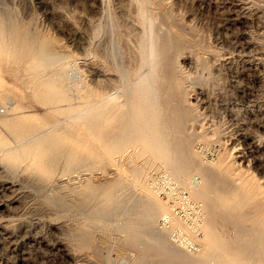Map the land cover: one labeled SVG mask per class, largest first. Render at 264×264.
Wrapping results in <instances>:
<instances>
[{
	"label": "bare ground",
	"instance_id": "bare-ground-1",
	"mask_svg": "<svg viewBox=\"0 0 264 264\" xmlns=\"http://www.w3.org/2000/svg\"><path fill=\"white\" fill-rule=\"evenodd\" d=\"M90 1L91 11L87 16H90L93 28L92 38L99 34L103 38L102 41L98 38L99 42L96 40L97 43L93 45L94 58L86 62L92 67V76H86L83 72L86 67L82 68L84 65L78 58L67 56L63 51L55 53L39 49L36 52L37 60L52 72L57 87L60 86L57 90L60 93L54 95L44 88L41 91L38 85L33 86L36 73L30 69L27 72V86L33 90L32 98L26 96L29 104L24 106L22 99L18 98L19 94L15 96L12 94L14 91L9 92L4 85L7 71L0 51V119L10 125L11 130L17 123L26 127V132L12 130L20 138L17 144L30 145L38 139L43 144L46 137L50 138V133L56 130L64 136H81L76 142H90V156L87 157L82 149L77 152L78 155L75 154L77 159L72 160V166L67 171L72 174L71 177L73 172L79 171L88 175L81 171H86L85 168H99L103 173L110 174L109 167L115 165L116 176H109L106 181L115 178L117 187L112 190L106 213L94 216L104 219L112 238H117L99 239L94 243L91 253L103 264H264V189L254 188L255 184L250 183L252 174L245 176L247 171L243 173L245 175L242 174L244 177L237 176L239 169V173H235L237 177L234 176L235 171L232 170L235 166L232 169V162L227 161L218 139L216 144L215 139L206 135L207 129L206 132L196 129L195 125L203 115L187 96L189 87L196 88L216 78L210 60L200 53L201 47L204 49L203 45L209 44V41L206 42L208 39L205 38L204 44L201 42L202 46L198 44L200 51L196 43L185 39L184 34L190 33L192 36L194 31L186 20H181L183 17L178 19L174 15L170 6L172 3L167 4L166 0ZM76 12L75 15L81 13ZM211 47L209 54L215 52L212 49L216 47ZM185 48L195 54L192 56L200 67L197 73L193 72L195 74L178 61L179 52H184ZM220 77L222 80V75ZM33 98L46 105L49 111L38 120L42 125L40 127L35 125L37 122L33 116L16 115L24 107L33 111ZM10 109L13 116L5 119ZM217 132L215 130V135H218ZM57 140L60 142V139ZM67 145H62V154ZM46 148L44 151L48 150ZM56 153L47 161L53 169L60 161L56 160V156L59 158L61 154L57 153L58 156ZM4 158L7 160V157ZM17 165L19 167L20 163ZM48 168L50 166L47 165ZM38 171L41 174L39 168ZM89 173L87 178L90 180L93 176ZM44 178L43 182L47 179ZM92 180L86 181V185L96 192L103 183L100 185L99 181L93 184ZM74 186L71 185L72 188ZM57 195L51 196L52 203ZM58 198L55 201L61 203H58L59 207L69 202ZM80 230L85 231L83 227ZM78 231L76 233L79 235Z\"/></svg>",
	"mask_w": 264,
	"mask_h": 264
},
{
	"label": "rangeland",
	"instance_id": "rangeland-1",
	"mask_svg": "<svg viewBox=\"0 0 264 264\" xmlns=\"http://www.w3.org/2000/svg\"><path fill=\"white\" fill-rule=\"evenodd\" d=\"M87 1L0 0V8H3L2 11L0 10V51L3 53L4 67L7 71V80L4 85L8 87L9 92L14 91L12 94H16L15 96L19 94V97H17L22 99L24 106L29 104L28 99L25 97L32 98L30 95L33 90L32 88L29 90L27 86L29 80L27 72L30 69L36 73L33 86L38 85L41 91L46 89V91H50L54 95H59L60 93L57 91L60 86L57 87V82L52 72H49L50 70L46 67L44 68L43 65L41 66L37 60L38 55H36V52L39 49L44 51L52 50L55 53H62L61 51H63L67 56L78 58V61L84 65L82 68L86 67L83 70L86 76L89 77L88 74L92 76V67L89 64L86 65V62L87 59L92 60L94 58L93 45L99 42L102 35L99 34L94 37L95 39L92 38L93 28L90 16H87L88 13L90 15L89 11H91L92 1ZM166 3H172L170 6L172 5L171 8L173 13L175 12L174 15L178 19L183 17L181 20H186L187 25L196 33L194 35L192 32V36L188 33L190 37L186 33L187 35L184 34V37L196 43L199 51L202 49L200 53L203 56L205 55L208 61H211H209V64L212 69L215 68L213 76L219 78H214L215 80L213 79V81H220L218 83L210 80L206 82L207 84L197 85L195 86L196 88H188L187 96L189 101L192 100L190 103L194 102V106H198L200 114L203 115V117L200 116V118L202 117L200 119L202 123L198 124L200 121L196 123V129L203 132L208 130L206 135L215 139V143L218 139L217 142L220 143L219 145L225 152L227 161L232 162L230 163L232 169L234 166L236 168V170L235 168L232 170V172L235 171L234 176L239 171L240 173L237 176H242L247 171L245 172L246 175H243L248 177L252 174L250 175V180L252 177L253 179L250 183L255 184V186H251H254L255 189H264V0H166ZM74 12L79 13L80 16L76 14L77 17ZM12 13L15 15H11ZM4 15L5 17H3ZM17 19L18 21L15 22ZM18 26L20 28H17ZM205 38L208 40L206 41ZM96 40L98 41L96 42ZM205 41H209L210 45L205 43ZM201 42H204V45L207 44L206 46L203 45V47H210L206 48L208 51L201 47ZM211 45L213 48L216 47L212 49V52L215 50L216 53L209 54L212 48ZM55 46L58 50H56ZM182 52H179L178 56L180 65L182 64L181 66L185 67L189 72L192 71L191 73H197L200 67L196 58L193 57L195 54L188 48H185L184 52ZM41 69L42 71H40ZM221 75L223 77L222 80ZM45 80L48 81L44 82ZM214 83H217V85ZM51 85L52 87L50 88ZM32 103H34L33 111H28L29 108L24 107L16 115L33 116L37 122L35 125L37 124L36 126L40 127L42 125H39L38 120L47 115L49 111L46 105L35 98H33ZM11 112H13L12 109L7 112L10 114L5 119L13 116ZM18 124L14 128L12 127V130H25L26 132V127L24 128L21 123ZM214 127L216 132L219 130L221 133L217 132L218 135H215ZM12 130L10 125L0 119V264H103L91 253L94 243L96 244L99 239L116 240L117 238H112L109 226L104 219H97L94 216L106 213L110 196L114 191V187H117L115 178L106 181L109 176H116L115 165L109 167L111 168L110 174L103 173V170L99 168H85L86 171H81L87 172L88 175L81 174L79 171L73 172V177H71L72 174L67 173V171L72 166V160L77 159L76 155L81 149L87 157L90 156V150L88 149L90 142H87L88 146H85L87 143L82 144L81 142L80 145L76 141L81 136H78V138L64 136L62 132L58 133L56 130L58 134L55 131L50 133L52 134L50 136L51 139L48 136L46 137L47 140L46 138H41L47 142L43 141L44 146L40 139L37 140L38 142L35 140L36 142L30 143V145L17 144L20 138ZM54 138H56V141ZM52 139L53 142L55 141L54 143ZM57 139H60V142ZM61 139L65 140L63 141L65 145L70 143L68 144L69 146L67 145L69 148L67 147L63 154V151H60L64 147H62L64 144ZM49 143L53 144V146L49 145ZM46 147L48 150L44 151ZM56 151L62 157L61 155V158L56 156V160L60 161L56 163L55 167L57 169L54 167L56 169L54 170L47 161L50 158L52 159L53 155L55 157L54 152ZM71 151H73V154ZM57 153L56 155H58ZM69 153L71 155H68ZM2 156L3 158L7 157V160L6 158L3 159ZM10 160L12 162H9ZM13 160L17 164L20 163L19 167ZM56 160L54 158L55 162ZM42 162L43 164H41ZM13 163L17 166L13 165ZM47 165L50 166L48 170ZM38 168L42 171L41 174H39ZM89 171L93 176V180L87 178L90 174ZM42 175L43 178L45 177L48 180L46 179L43 182ZM78 175L80 176L78 177ZM82 176H85V178ZM63 177L66 182L68 181V185ZM91 180L94 181L93 184L100 181V185L103 183L102 186L104 185V188H106L107 184L108 186L106 189H102V186H100L101 190H97L96 192L99 191V193H96L94 189L87 186L88 184L86 185V181L88 183ZM257 180L259 181L257 182ZM46 181H52V183H46ZM103 181L105 184L107 182L110 184L107 183L105 185ZM128 182L130 183L131 181L128 180ZM71 185L77 186L72 188ZM79 186L81 188L78 190ZM82 189L86 190V193ZM52 191L56 193L54 194ZM52 195H57L63 202L69 201L73 203L72 205L69 202H66L67 204L62 203L65 205H60L61 207H59L58 205L61 203L55 201L58 197L53 199L54 203L51 202ZM79 196L82 199H79ZM85 197L89 199H85ZM87 199L91 201L88 203ZM69 205L70 207H68ZM78 227H83L85 229V231L83 230L84 233L87 232L86 235L82 230L78 231L80 229ZM76 231L80 232V234L78 235ZM88 238L92 239V242H89Z\"/></svg>",
	"mask_w": 264,
	"mask_h": 264
},
{
	"label": "built area",
	"instance_id": "built-area-1",
	"mask_svg": "<svg viewBox=\"0 0 264 264\" xmlns=\"http://www.w3.org/2000/svg\"><path fill=\"white\" fill-rule=\"evenodd\" d=\"M0 109H1V107H0Z\"/></svg>",
	"mask_w": 264,
	"mask_h": 264
}]
</instances>
